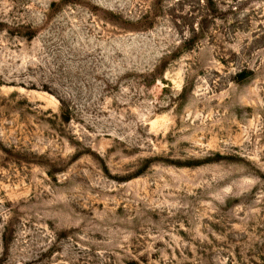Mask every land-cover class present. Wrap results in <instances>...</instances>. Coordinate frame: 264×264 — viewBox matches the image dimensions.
Listing matches in <instances>:
<instances>
[{
  "label": "rangeland",
  "instance_id": "374dc122",
  "mask_svg": "<svg viewBox=\"0 0 264 264\" xmlns=\"http://www.w3.org/2000/svg\"><path fill=\"white\" fill-rule=\"evenodd\" d=\"M0 264H264V0H0Z\"/></svg>",
  "mask_w": 264,
  "mask_h": 264
},
{
  "label": "trees",
  "instance_id": "16d2710c",
  "mask_svg": "<svg viewBox=\"0 0 264 264\" xmlns=\"http://www.w3.org/2000/svg\"><path fill=\"white\" fill-rule=\"evenodd\" d=\"M145 20L147 21L148 20V16L146 15V17H145Z\"/></svg>",
  "mask_w": 264,
  "mask_h": 264
}]
</instances>
